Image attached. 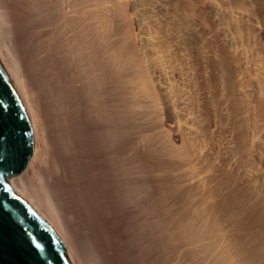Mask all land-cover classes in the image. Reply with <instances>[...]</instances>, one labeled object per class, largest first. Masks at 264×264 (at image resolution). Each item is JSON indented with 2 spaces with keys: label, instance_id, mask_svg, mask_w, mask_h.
Listing matches in <instances>:
<instances>
[{
  "label": "bare ground",
  "instance_id": "obj_1",
  "mask_svg": "<svg viewBox=\"0 0 264 264\" xmlns=\"http://www.w3.org/2000/svg\"><path fill=\"white\" fill-rule=\"evenodd\" d=\"M263 1L0 0L9 183L72 264H264Z\"/></svg>",
  "mask_w": 264,
  "mask_h": 264
},
{
  "label": "water",
  "instance_id": "obj_2",
  "mask_svg": "<svg viewBox=\"0 0 264 264\" xmlns=\"http://www.w3.org/2000/svg\"><path fill=\"white\" fill-rule=\"evenodd\" d=\"M0 125V264H72L56 233L9 183L31 154L32 135L20 96L1 64Z\"/></svg>",
  "mask_w": 264,
  "mask_h": 264
},
{
  "label": "snow or ice",
  "instance_id": "obj_3",
  "mask_svg": "<svg viewBox=\"0 0 264 264\" xmlns=\"http://www.w3.org/2000/svg\"><path fill=\"white\" fill-rule=\"evenodd\" d=\"M3 137H4V127H3V125H0V144H2L3 143ZM9 142H11V138H10V136H9ZM3 159H7V157H3ZM36 247H39V245H36Z\"/></svg>",
  "mask_w": 264,
  "mask_h": 264
},
{
  "label": "rangeland",
  "instance_id": "obj_4",
  "mask_svg": "<svg viewBox=\"0 0 264 264\" xmlns=\"http://www.w3.org/2000/svg\"><path fill=\"white\" fill-rule=\"evenodd\" d=\"M263 2H264V1H263ZM245 43H246V42H245ZM241 46H242V45H241ZM241 46H240V47L238 46V49L242 51ZM232 47H236V46L233 45ZM244 47L247 48V50H248V48H249L250 46L246 43L245 46H244V45L242 46V48H244ZM234 49L236 50V48H234ZM243 50H245V49H243Z\"/></svg>",
  "mask_w": 264,
  "mask_h": 264
}]
</instances>
